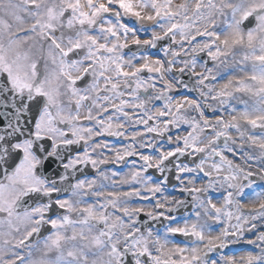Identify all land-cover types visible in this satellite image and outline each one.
Masks as SVG:
<instances>
[{
    "label": "snow or ice",
    "instance_id": "snow-or-ice-1",
    "mask_svg": "<svg viewBox=\"0 0 264 264\" xmlns=\"http://www.w3.org/2000/svg\"><path fill=\"white\" fill-rule=\"evenodd\" d=\"M0 264H264V0H0Z\"/></svg>",
    "mask_w": 264,
    "mask_h": 264
}]
</instances>
